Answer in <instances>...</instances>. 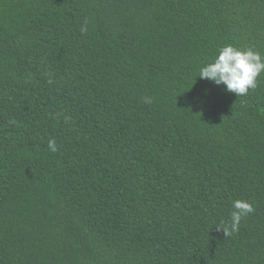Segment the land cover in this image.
Here are the masks:
<instances>
[{"label": "trees", "instance_id": "obj_1", "mask_svg": "<svg viewBox=\"0 0 264 264\" xmlns=\"http://www.w3.org/2000/svg\"><path fill=\"white\" fill-rule=\"evenodd\" d=\"M227 45L264 57V0H0V264H264V73L198 78Z\"/></svg>", "mask_w": 264, "mask_h": 264}, {"label": "clouds", "instance_id": "obj_2", "mask_svg": "<svg viewBox=\"0 0 264 264\" xmlns=\"http://www.w3.org/2000/svg\"><path fill=\"white\" fill-rule=\"evenodd\" d=\"M86 31V29H82ZM264 73V57L251 48L240 49L232 45L224 46L219 50L218 56L211 63L206 64L200 69L199 77L207 80L217 86L224 85L230 93L237 96L247 95L250 89H254L257 79ZM145 103H152L151 98L146 97ZM48 147L55 151V141L50 140ZM235 211L231 213V224L225 226L224 233L239 230L242 218L253 211L252 206L245 202L237 200L233 203Z\"/></svg>", "mask_w": 264, "mask_h": 264}]
</instances>
